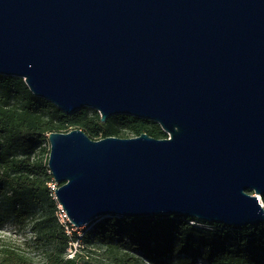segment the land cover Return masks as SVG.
I'll return each mask as SVG.
<instances>
[{
  "label": "water",
  "instance_id": "water-1",
  "mask_svg": "<svg viewBox=\"0 0 264 264\" xmlns=\"http://www.w3.org/2000/svg\"><path fill=\"white\" fill-rule=\"evenodd\" d=\"M0 75L66 115L167 135L49 133L70 225L184 216L264 224V0H0Z\"/></svg>",
  "mask_w": 264,
  "mask_h": 264
},
{
  "label": "trees",
  "instance_id": "trees-1",
  "mask_svg": "<svg viewBox=\"0 0 264 264\" xmlns=\"http://www.w3.org/2000/svg\"><path fill=\"white\" fill-rule=\"evenodd\" d=\"M73 129L94 141L144 133L167 138L155 122L135 117L112 116L102 123L89 108L66 115L32 95L23 79L0 75V224L5 220L32 224L33 242L46 247L42 264H264V224L238 228L184 216L106 217L81 234L69 223L60 224L47 168V135ZM261 201L264 206V195ZM68 247L74 250L72 257ZM94 247L103 249V261L92 262L82 255ZM0 264L34 262L17 250L3 248Z\"/></svg>",
  "mask_w": 264,
  "mask_h": 264
},
{
  "label": "rangeland",
  "instance_id": "rangeland-1",
  "mask_svg": "<svg viewBox=\"0 0 264 264\" xmlns=\"http://www.w3.org/2000/svg\"><path fill=\"white\" fill-rule=\"evenodd\" d=\"M132 138V137H128ZM49 147V144H48ZM58 185H56V188ZM197 227L207 228L205 225L196 224ZM88 226L82 228H74L77 230L78 234H81L84 229H87ZM35 235L32 230V224L16 225L11 220H5L0 224V250L3 248H9L12 250H17L20 253L28 256L32 259L34 264H42V257L44 249L46 247L37 246L34 241ZM77 244L74 243L73 247H76ZM38 248V249H37ZM68 257H72L74 250L68 247L67 249ZM82 255H85L87 259L92 262H101L105 259L103 249L99 247L92 248L91 251L81 252ZM142 264H152L147 261H142ZM198 264H205L202 261H198Z\"/></svg>",
  "mask_w": 264,
  "mask_h": 264
},
{
  "label": "built area",
  "instance_id": "built-area-1",
  "mask_svg": "<svg viewBox=\"0 0 264 264\" xmlns=\"http://www.w3.org/2000/svg\"><path fill=\"white\" fill-rule=\"evenodd\" d=\"M50 188H51V190H52L53 193H54V190L56 189V184L53 182V184L50 185ZM57 208H58V211H57V218H58L59 223L62 224V225H65V224L69 223L68 218H67V216H66L64 210L60 207V205H58ZM69 224H70V223H69ZM190 224L194 225L193 222H190ZM70 226H72V225H70ZM72 227H73V226H72ZM69 233H70V232L67 231V234H69Z\"/></svg>",
  "mask_w": 264,
  "mask_h": 264
}]
</instances>
